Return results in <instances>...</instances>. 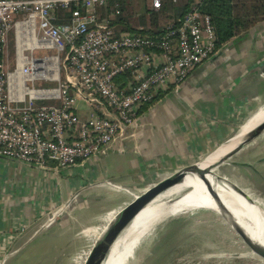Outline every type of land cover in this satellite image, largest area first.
Wrapping results in <instances>:
<instances>
[{
    "label": "crops",
    "instance_id": "crops-1",
    "mask_svg": "<svg viewBox=\"0 0 264 264\" xmlns=\"http://www.w3.org/2000/svg\"><path fill=\"white\" fill-rule=\"evenodd\" d=\"M76 95V111L82 119L95 112L110 113L102 99ZM261 110L264 17L218 47L182 84L172 85L147 103L134 124L97 157L61 169L0 157V264H44L49 255L45 246L87 239V231L97 234L103 226L96 242L136 195L185 167L209 160L218 163L236 144L219 152L230 147L241 128ZM260 136L214 169L248 193L234 179L254 175L255 190L264 191V152L258 154L257 164L251 152ZM174 188L158 199L167 201L188 190L173 194ZM50 227L54 234L43 233Z\"/></svg>",
    "mask_w": 264,
    "mask_h": 264
},
{
    "label": "built area",
    "instance_id": "built-area-1",
    "mask_svg": "<svg viewBox=\"0 0 264 264\" xmlns=\"http://www.w3.org/2000/svg\"><path fill=\"white\" fill-rule=\"evenodd\" d=\"M148 3L157 10L162 0ZM102 6L108 10L110 0H0V157L44 169L97 157L147 103L182 84L217 51L212 19L197 4L180 25L168 24L156 36L118 33L109 13L100 19ZM67 8L71 19L59 21ZM128 70L133 80L121 87L116 78ZM40 81L57 85L36 87ZM79 93L102 99L110 113L82 119Z\"/></svg>",
    "mask_w": 264,
    "mask_h": 264
},
{
    "label": "rangeland",
    "instance_id": "rangeland-1",
    "mask_svg": "<svg viewBox=\"0 0 264 264\" xmlns=\"http://www.w3.org/2000/svg\"><path fill=\"white\" fill-rule=\"evenodd\" d=\"M148 2L149 0H133L132 4L135 10L140 12L144 4L149 5ZM14 46V42H11L8 47V59H10L12 69L14 68ZM48 52L53 53L54 50H48ZM28 54L31 55V52L28 51ZM34 54L42 53L35 51ZM63 66L62 63L60 71L62 77L65 75ZM28 84L33 85L32 82ZM35 85L36 87L40 85L47 87L57 85V83L40 81ZM261 135L256 140L257 143L254 142L251 150L252 155L255 156L254 164H257L258 154L261 155L260 152H264L261 150L264 148V134ZM255 178L254 175L243 174L239 175V178L235 176L234 181L247 187L249 194L262 192L255 190L254 186L257 184ZM185 188L193 190V187ZM256 198L258 199L257 196ZM256 203L264 208V201L257 200ZM151 226V232L140 241L123 264H264V258L251 249L219 212L211 208L201 207L175 216L164 217L152 223ZM51 228L43 233L46 234ZM102 228L103 226L97 229V234L87 231L89 242L88 238L81 237L67 240L64 245H61L60 241L45 246L44 251L49 255L47 254V262L44 264H84ZM55 232V230L48 231L47 234ZM72 257L74 260H71ZM50 258L51 260H48Z\"/></svg>",
    "mask_w": 264,
    "mask_h": 264
},
{
    "label": "trees",
    "instance_id": "trees-1",
    "mask_svg": "<svg viewBox=\"0 0 264 264\" xmlns=\"http://www.w3.org/2000/svg\"><path fill=\"white\" fill-rule=\"evenodd\" d=\"M132 3L133 0H110L108 10L104 6L99 8L100 19L103 20L109 13L110 25L118 33L133 31L156 36L162 34L168 24L180 25L184 15L197 4L201 12L210 15L212 19L217 35V48L264 17V0H162L159 9L155 10L144 4L140 12L135 10ZM59 13V21H69L72 9H60ZM129 80H133L130 70L116 78L121 87H126Z\"/></svg>",
    "mask_w": 264,
    "mask_h": 264
},
{
    "label": "bare ground",
    "instance_id": "bare-ground-1",
    "mask_svg": "<svg viewBox=\"0 0 264 264\" xmlns=\"http://www.w3.org/2000/svg\"><path fill=\"white\" fill-rule=\"evenodd\" d=\"M250 120L251 121L244 125L236 135L233 144L228 148H224L219 154L233 147L234 144L237 145L238 141L242 140L251 129L263 121L264 110L259 111V113ZM210 162L209 160L201 164V166L206 167ZM208 177L219 191L224 203L230 209L232 218L241 225L254 240L264 244V208L232 189L226 182L217 180L214 175L208 174ZM185 187H193V190L180 201L168 207L159 208L163 202V200L159 198L138 212L115 242L104 264H123L126 259L131 256L132 251L137 247L140 241L151 232L152 223L159 221L161 218L186 213L201 207L211 208L221 214V211L210 196L205 185L196 176H189L185 183L175 187L170 190V192L174 194L178 191H182ZM103 234L104 232L101 236ZM251 249L264 258V249L255 245L251 246Z\"/></svg>",
    "mask_w": 264,
    "mask_h": 264
},
{
    "label": "water",
    "instance_id": "water-1",
    "mask_svg": "<svg viewBox=\"0 0 264 264\" xmlns=\"http://www.w3.org/2000/svg\"><path fill=\"white\" fill-rule=\"evenodd\" d=\"M263 132L264 120L261 121L258 125H256L253 129H251L242 140L238 141L239 143L231 151L223 155L218 163L209 164L206 167H202L199 164L185 167L174 172L170 176L162 179L161 181H158L156 184L152 185L144 192L136 195L134 199L130 203L125 205L122 209H120V211L115 215V217L109 222V224L106 226L104 234L99 240L95 242L84 264H104V262L108 259L115 242L122 234L123 230L131 222V220L136 216V214L146 206L155 202L164 191L185 183L189 176H196L203 182L210 196L215 201L219 210L221 211L220 215L250 247L255 245L264 249L263 243L254 240L247 233V231H245V229L232 218L230 209L224 203L219 191L216 189V187L208 177V174L214 175L217 180L226 182L232 189L241 193L250 201L257 202L245 189L232 182L229 178L217 173L214 169L216 165L220 164L223 161H227V159L231 157L234 152L238 151L246 143L256 139ZM189 193L190 190H187L186 192L176 197H173L167 201H163L162 205L159 208H165L171 204H174L180 201Z\"/></svg>",
    "mask_w": 264,
    "mask_h": 264
},
{
    "label": "flooded vegetation",
    "instance_id": "flooded-vegetation-1",
    "mask_svg": "<svg viewBox=\"0 0 264 264\" xmlns=\"http://www.w3.org/2000/svg\"><path fill=\"white\" fill-rule=\"evenodd\" d=\"M253 194H255V195L258 196V200H260V201H264V191L259 192V193H255V192H253Z\"/></svg>",
    "mask_w": 264,
    "mask_h": 264
}]
</instances>
